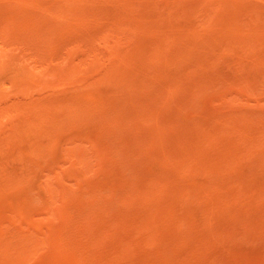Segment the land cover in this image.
I'll return each mask as SVG.
<instances>
[{
    "label": "rangeland",
    "instance_id": "1",
    "mask_svg": "<svg viewBox=\"0 0 264 264\" xmlns=\"http://www.w3.org/2000/svg\"><path fill=\"white\" fill-rule=\"evenodd\" d=\"M0 264H264V0H0Z\"/></svg>",
    "mask_w": 264,
    "mask_h": 264
}]
</instances>
